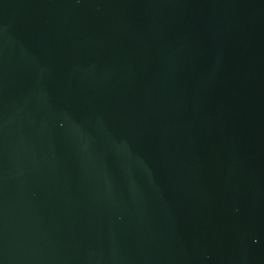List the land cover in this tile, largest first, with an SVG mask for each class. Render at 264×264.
<instances>
[{
    "label": "water",
    "instance_id": "1",
    "mask_svg": "<svg viewBox=\"0 0 264 264\" xmlns=\"http://www.w3.org/2000/svg\"><path fill=\"white\" fill-rule=\"evenodd\" d=\"M0 264H264V0H0Z\"/></svg>",
    "mask_w": 264,
    "mask_h": 264
}]
</instances>
